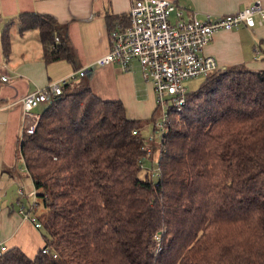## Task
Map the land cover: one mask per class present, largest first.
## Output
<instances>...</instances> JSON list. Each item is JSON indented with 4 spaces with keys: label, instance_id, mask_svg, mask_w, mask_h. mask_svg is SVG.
<instances>
[{
    "label": "trees",
    "instance_id": "trees-1",
    "mask_svg": "<svg viewBox=\"0 0 264 264\" xmlns=\"http://www.w3.org/2000/svg\"><path fill=\"white\" fill-rule=\"evenodd\" d=\"M105 19L109 33L129 16ZM13 23L20 34L38 30L45 63L64 59L75 72L16 149L48 252L12 247L0 264H264V70L236 64L207 74L181 111H169L146 156L156 104L149 119H133L119 99L96 95L76 73L67 25L46 13L6 23L4 58Z\"/></svg>",
    "mask_w": 264,
    "mask_h": 264
},
{
    "label": "crops",
    "instance_id": "crops-1",
    "mask_svg": "<svg viewBox=\"0 0 264 264\" xmlns=\"http://www.w3.org/2000/svg\"><path fill=\"white\" fill-rule=\"evenodd\" d=\"M170 1L182 7L186 13L201 17L205 14L234 12L253 0ZM259 1L264 6V0ZM131 2L0 0V37L6 23L21 12L36 11L53 16L58 23L67 25L68 38L80 68L91 65L84 76L92 91L103 99L122 101L129 118L147 120L154 110L155 97L152 86L141 75L139 64L134 61L128 70H122L117 64H93L110 46L105 16L127 14ZM12 25L16 27L11 32ZM12 25L9 30L11 48L8 58H4L0 42V77L3 74L9 77L6 81L0 78V101L3 102L0 106V198L11 184L26 185L21 183L24 176L16 167L22 96L50 81L66 79L75 72L64 59L44 62L38 30L29 29L20 34L17 25ZM203 53L215 57L220 67L241 64L248 69L264 70V25L217 31L204 47ZM40 105L32 110L37 116L46 103ZM30 183L32 185L31 179ZM14 194L18 202L20 198ZM0 240L4 250L17 247L28 257L35 256L44 244L40 229L20 214L18 208L13 207L11 199L8 205L0 200Z\"/></svg>",
    "mask_w": 264,
    "mask_h": 264
},
{
    "label": "built area",
    "instance_id": "built-area-1",
    "mask_svg": "<svg viewBox=\"0 0 264 264\" xmlns=\"http://www.w3.org/2000/svg\"><path fill=\"white\" fill-rule=\"evenodd\" d=\"M128 16L129 20L125 24L116 22L110 30L109 49L93 64L103 66L114 63L122 70L128 69L134 61L139 64L142 77L152 86L159 113L154 120L157 135L152 132L145 136L147 143L144 150L145 155L149 156L148 141L162 137L165 123L169 120V111H181L186 105L188 91L183 83L199 76L206 77L220 67L215 57L203 53L213 34L220 30L264 25V6L259 0H253L233 13L197 17L186 13L170 0H132ZM90 69L91 65H86L76 73L83 76ZM0 78L6 81L9 77L3 74ZM64 81H50L22 96L19 141L24 134H32L35 130L38 116L32 110L59 95ZM136 132V129L133 130V133ZM141 167H144L142 163ZM32 187L33 190L27 193L22 185H17L18 197L30 198L26 206L19 205L18 212L28 218L35 228H40L34 213L39 197L37 190ZM2 252L4 246L0 240V254ZM41 252L47 253L48 248L41 247Z\"/></svg>",
    "mask_w": 264,
    "mask_h": 264
},
{
    "label": "rangeland",
    "instance_id": "rangeland-1",
    "mask_svg": "<svg viewBox=\"0 0 264 264\" xmlns=\"http://www.w3.org/2000/svg\"><path fill=\"white\" fill-rule=\"evenodd\" d=\"M15 25H12L11 27V32L15 29ZM10 33V32H9ZM110 64H114V63H110ZM203 79H204V76H199L197 78H193V79H189V80H186L183 85L186 87L187 91L190 92V91H193V90H196L200 84L203 82ZM45 104V102H43L40 106H43ZM159 113H157V117H158ZM156 117V118H157ZM153 132L152 130V122H148L147 124H145V127H144V130H143V134L144 136H147L149 134H151ZM154 135H157L156 132L154 133ZM158 153V151L155 152V154ZM17 171L24 177H22L21 179V183H24L26 185H23V188L24 190L29 193L33 190V187L30 183V179L29 178H26L27 175H26V171L24 170V167L23 165L21 164V162H19V159H17ZM151 162H148V163H145L146 164V167H150ZM154 165L155 167L157 166V157H155V161H154ZM153 170H156L155 168ZM28 184H29V187H28ZM30 198H27V197H21L19 199V201H21V204H19V201L17 202L16 201V195L14 193H12L11 195V202H12V205L14 208H19V205H24L26 206L27 205V201L29 200ZM39 210H42L41 207L38 208ZM41 232V231H40Z\"/></svg>",
    "mask_w": 264,
    "mask_h": 264
},
{
    "label": "water",
    "instance_id": "water-1",
    "mask_svg": "<svg viewBox=\"0 0 264 264\" xmlns=\"http://www.w3.org/2000/svg\"><path fill=\"white\" fill-rule=\"evenodd\" d=\"M17 185L15 183L11 184L5 191L4 195L0 198L1 201H5V204H9L11 199V194L16 193Z\"/></svg>",
    "mask_w": 264,
    "mask_h": 264
}]
</instances>
